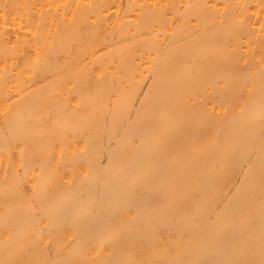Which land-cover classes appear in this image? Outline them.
<instances>
[{
  "label": "bare ground",
  "instance_id": "6f19581e",
  "mask_svg": "<svg viewBox=\"0 0 264 264\" xmlns=\"http://www.w3.org/2000/svg\"><path fill=\"white\" fill-rule=\"evenodd\" d=\"M0 264H264V0H0Z\"/></svg>",
  "mask_w": 264,
  "mask_h": 264
}]
</instances>
